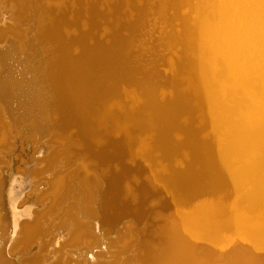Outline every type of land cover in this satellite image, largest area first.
<instances>
[{
  "label": "bare ground",
  "instance_id": "1",
  "mask_svg": "<svg viewBox=\"0 0 264 264\" xmlns=\"http://www.w3.org/2000/svg\"><path fill=\"white\" fill-rule=\"evenodd\" d=\"M32 1L30 6L31 0H0V264H74L71 259L81 261L76 264H264V0H226L223 7L215 9V4L208 2L212 10L194 5L191 9L198 15L190 11L198 17V29L192 34L188 29L182 36L183 59L176 60L173 67L164 54V70L159 72L155 65L141 69L143 84L138 83L137 99L129 98L131 91L127 88L137 83L140 71L129 66L126 50L133 44L131 38L118 37L112 48H88L87 36H82L72 44L73 48L85 46L83 55L75 58L64 46L59 21L53 23L49 16L63 17L62 9L72 3L63 2L54 9L42 8L43 3L38 6L41 1L48 5L50 0ZM170 2L174 5V0ZM115 3L107 8L118 6V11L106 19L128 24L136 13L130 7L127 16L120 18L125 10L121 1ZM145 3V14L162 12L161 0H141L140 5ZM236 4L240 9L233 16L236 12L231 8ZM178 8L169 9L177 11L174 19L180 16ZM99 9L98 14L105 10L102 4ZM40 12L46 16L38 19L35 13ZM173 18H165L169 24L164 26V33ZM46 19L51 26L46 25ZM237 19L242 20L240 27L234 25ZM183 20L182 33L183 27H188L184 23L182 26ZM100 21L97 16L92 27L102 28ZM178 70L183 78L179 81ZM113 77L123 85L115 88L112 97H101L104 91L101 94L100 90L107 89ZM190 84L195 86L191 91ZM162 86L174 87V92H161ZM216 89L218 96L214 94ZM174 93L180 99L191 96L186 99L190 104L181 103L172 112L175 115L164 117L167 110L164 112L158 103ZM231 97L237 100V117L227 110L226 99L233 103ZM192 101L203 107L201 111L214 106L213 113H222L216 122L231 125L233 135L226 150L209 142L211 136L202 137L195 128V121L201 118L195 120L200 109ZM96 106L99 109L95 115ZM114 125L119 131L112 134ZM184 127L185 133H181L178 129ZM120 131L124 138L116 141ZM145 132L151 133L149 140L139 142ZM62 141L70 147L78 144L71 150L72 158L57 152ZM253 148H260L262 156L251 158L256 160L250 163L252 166L240 168L237 175L231 174L233 155H243ZM181 152L182 159L177 156ZM153 156L168 158L172 166L164 165L144 183L154 187L158 182L166 199L162 209L153 206V201V207H148L151 191L143 187L142 204L134 207L132 201L138 195H126L124 184L133 173V162L134 171L142 174L140 170L154 166ZM82 159L90 161L93 176L86 174L84 163L72 169ZM19 170L24 172L17 173ZM255 172L257 176H253ZM251 176L256 177L252 180ZM249 180L256 193L251 192V185L243 184V193L251 194L237 197L241 184ZM137 185L130 184L131 193ZM198 197L202 198L193 201ZM48 208L52 213L42 231L38 225ZM105 212L111 215L106 228L112 229L108 232L96 223ZM163 214L167 217L164 221L159 218ZM27 217H32L33 223L22 222ZM40 230L42 234L37 235ZM155 235L162 237L164 244L151 255Z\"/></svg>",
  "mask_w": 264,
  "mask_h": 264
},
{
  "label": "rangeland",
  "instance_id": "2",
  "mask_svg": "<svg viewBox=\"0 0 264 264\" xmlns=\"http://www.w3.org/2000/svg\"><path fill=\"white\" fill-rule=\"evenodd\" d=\"M64 3H72V4H68V6H67V14H71V12H73V13H80L81 14V16L82 17H84L83 19H84V23H85V25L82 27L83 29H87L88 27H87V25L89 26V21H91L92 23L91 24H95L94 23V20L96 19V17L97 16H99V18H100V20H106V25L103 27V29H102V31H104V32H102V34H100L99 35V37H98V42H97V45H96V47H98V46H105V47H108V48H112V47H114L115 46V44H116V39L118 38V37H121V38H126V39H129V38H131V41H132V43L133 44H131L130 46L131 47H129L126 51H127V53H128V57H129V66H132V67H134V68H137V69H140V71H139V73L136 75V80H137V83L136 82H134L130 87H127V88H129V90L131 91V92H128V95H129V98L130 99H137V95H138V93L136 92V89L138 88V86L140 85V84H143V79H142V71H141V69L142 70H148V68L150 67V66H153V65H155L156 66V68H157V70L159 71V70H164L165 69V66H164V64L162 65V62H163V60H162V58H164V56H165V58H166V62L169 64H171V66H175L176 65V63H175V61L176 60H181L180 58H182L183 59V57H184V52H185V48H184V45H182L181 43V38H182V36L186 33L185 31L186 30H188L189 29V32L192 34L195 30H197L198 28V26H197V20H198V17L197 18H195V16H197L198 14H197V12L194 10V9H191V8H195V6H197V8H199V9H201V7H202V9H205V7L204 6H207L206 7V9H208L209 8V10H212V6H210V4H215V5H213V8L215 9L216 7H218V8H220V7H223L224 6V4H225V1L226 0H174V5H173V2H170V1H173V0H170L169 2L171 3V5H173V6H175V4L177 5L178 3L179 4H181L182 5V7H181V5H177L176 7L178 8V6L180 7V8H178V10H179V17L177 18V19H174L173 18V16L174 17H176L177 16V14L175 15L174 13H177V11H174V10H177V8L176 7H172L171 5H170V3L169 2H166L165 0H161L163 3H162V5H161V10L160 11H162L161 13L159 12V16L157 15V14H152V13H147L148 14V16H147V14H145V12H144V10H145V7H146V5H147V3H145L144 5L142 4V5H140L141 4V0H119V1H121V7H122V10L124 11L123 12V14H122V12H121V14H119L120 15V18H122L124 15H126L127 16V11H129V9H130V7L134 10L133 12H135L136 14H135V16L133 17V19L131 20V21H129V23L128 24H126L125 22H123V20H121L119 23H113V22H111L112 20L110 19L109 20V22H108V19H106V18H108V17H110L111 16V13H115V12H117L118 11V9H119V7L118 6H115V7H113L114 9H112V10H109L107 7H108V5H114V3L117 1V0H89V1H87V2H85V3H82L83 1H75V0H58V2H54V3H52V2H50L51 3V5H45V1H41V2H39L37 5L38 6H41V3H43V6H41L42 8H45V6L46 7H53L54 9L56 8V6H60V5H62L63 4V2ZM132 1H134V2H132ZM147 0H145V2H146ZM152 2H154V0H151ZM179 1V2H178ZM220 1V2H219ZM166 2V3H165ZM175 2H177V3H175ZM181 2V3H180ZM210 4H209V3ZM208 3V4H207ZM223 3V4H222ZM33 4V1L31 0V3H30V6ZM81 4V5H80ZM103 5L104 6V8H105V10H102V13H100V14H98V11H101L100 9H99V6L100 5ZM116 4V3H115ZM136 4H139V5H136ZM167 4V5H166ZM207 4V5H206ZM195 5V6H194ZM202 5H204V6H202ZM208 5H209V7H208ZM144 6V7H143ZM171 6V7H170ZM40 7V8H41ZM190 7V8H189ZM62 8H63V6H62ZM142 8H144L143 10H142V13H141V9ZM174 9L173 11H174V13L172 12V11H170L169 9ZM217 8V9H218ZM171 9V10H172ZM190 9L191 10H194V12L196 13V15H195V13L193 12V11H190ZM239 9H240V7L238 6L237 7V4H236V6L235 5H232V8H231V11L233 10V11H235L236 12V14H232L233 12H231V14L233 15V16H236V15H238L237 14V12L239 11ZM64 10V9H63ZM92 10V11H91ZM98 10V11H97ZM169 10V11H168ZM105 11L106 12H108V13H105ZM165 11H166V13H165ZM62 12V11H61ZM60 12V13H61ZM91 12V13H90ZM164 12V13H163ZM234 12V13H235ZM173 13V14H172ZM36 14V16H37V18L38 19H40L41 17H39V16H46V13H44V12H40V13H35ZM48 14V13H47ZM59 14V13H58ZM109 14H110V16H109ZM141 14H143V15H141ZM151 14V15H150ZM78 15V14H77ZM91 15V16H90ZM166 17H165V16ZM195 15V16H194ZM49 16H50V20L53 22V21H59L58 23L60 24V21H61V19L63 18V17H59V18H57V17H55L52 13L51 14H49ZM152 16V17H151ZM194 16V17H193ZM92 17V20H90V18ZM155 17V18H154ZM159 17L161 18V19H159ZM145 18V19H144ZM150 18H152L151 20H150V22H149V20L148 19H150ZM167 18H173L172 19V21L171 22H173V24H172V26L170 25V26H167V28L165 27V33H164V26H166L167 24H169V21L167 22V20L166 19ZM235 18H238V17H235ZM123 19H124V17H123ZM147 19V20H146ZM162 19H164V20H162ZM182 19H184L183 21H182V26L184 25V26H187L188 25V27H183V31H184V33H182V30H181V25H180V23H181V20ZM234 19V18H233ZM104 20H103V22H104ZM146 20V21H145ZM155 20H157V22L155 21ZM159 20V21H158ZM238 20V21H237ZM237 20H234V21H236V22H234V25L235 26H237V27H240L241 26V24H242V20L241 19H237ZM239 20H241V21H239ZM46 21H47V19H46ZM137 21H138V23H137ZM199 21V20H198ZM140 22V23H139ZM149 22V23H148ZM186 22V23H185ZM54 23V22H53ZM153 24V25H151V24ZM158 25V27L157 28H155L157 25ZM184 23V24H183ZM190 23V24H189ZM238 23H240V24H238ZM47 24H49V26H51V22L50 21H47L46 22V25ZM108 24H109V26H108ZM117 24V25H116ZM142 24V25H141ZM145 24V25H144ZM187 24V25H186ZM99 25V24H98ZM114 25H115V27H114ZM136 27H135V26ZM161 25V26H160ZM125 26H127V27H125ZM143 28H142V27ZM145 26V27H144ZM148 26V27H147ZM48 27V26H47ZM46 26H45V28H47ZM133 27V28H132ZM134 27H135V29L136 28H138V29H136L137 31H135V33H134ZM140 27V28H139ZM151 27H153V28H151ZM161 27V28H160ZM160 28V29H159ZM185 28V29H184ZM132 29H134L133 31H132ZM143 29V30H142ZM150 29L151 31H155V32H151L150 30L148 31V30ZM152 29H154V30H152ZM162 30V31H161ZM87 31V30H86ZM146 31V32H145ZM161 33H160V32ZM145 32V33H144ZM163 32V33H162ZM141 34V35H140ZM151 35V36H150ZM83 36H85V35H83ZM135 36V37H134ZM138 36V37H137ZM146 38H145V37ZM132 37H134L133 39H132ZM137 37V38H136ZM143 38V39H142ZM145 38V39H144ZM152 38H154L153 40H152ZM136 39V40H135ZM150 39H151V41H150ZM168 39V40H167ZM175 39V40H174ZM144 40H147L146 42L144 41ZM170 40H172L171 42H170ZM157 41H159V42H157ZM169 41V42H168ZM135 42V43H134ZM145 42V43H144ZM148 42V44H146ZM150 42H152L151 44H150ZM169 44L170 46L168 47L167 46V44ZM86 44V43H85ZM91 44H94V41L92 40L91 41ZM135 44H136V46H135ZM133 45V46H132ZM173 45V46H172ZM139 46V47H138ZM168 48H167V47ZM180 46V47H179ZM78 47H81L82 48V54L80 55V56H78V57H75V58H79V57H81L82 55H83V53H84V49H85V46L84 45H79ZM96 47H94V48H96ZM141 47H142V49H141ZM138 48V49H137ZM147 48V49H146ZM173 48V49H172ZM144 49L146 50V52L144 51ZM160 49H161V52H160ZM167 49V50H166ZM154 50H158L157 52L156 51H154ZM166 50V51H165ZM169 50V51H168ZM183 51V52H182ZM134 52V53H133ZM147 52H148V54H147ZM159 52V54L160 53H162V54H160V55H164L163 57H160V58H158L160 55L159 54H157ZM164 52V53H163ZM166 52V53H165ZM169 52V53H168ZM145 53H146V55H145ZM154 53V54H153ZM181 53H183V56L181 57ZM141 55V56H140ZM154 55V56H153ZM158 55V56H157ZM73 56V55H72ZM138 56V57H137ZM151 56V57H150ZM155 56H157V57H155ZM132 57V58H131ZM138 58V59H137ZM154 58V59H153ZM170 58V59H169ZM135 59V60H134ZM148 59V60H147ZM133 60V61H132ZM139 60V61H138ZM154 60L156 61V62H154ZM143 61V62H142ZM162 61V62H161ZM161 62V63H160ZM131 64V65H130ZM157 64V65H156ZM181 64V63H180ZM176 67V66H175ZM178 69V68H177ZM179 71L180 70H178V73H179ZM160 72V71H159ZM175 72V71H174ZM104 75V73H100V75ZM170 75H174V73L173 72H170L169 73ZM90 75H92V77L94 76V79L97 77V75H95V73L94 74H91L90 73ZM96 76V77H95ZM179 76H180V73H179ZM138 77H139V79H138ZM182 76H180V77H176V78H173V79H176V80H181V79H183V78H181ZM103 78H105V77H103ZM140 82V83H139ZM138 83H139V85H138ZM135 85H136V87H135ZM193 85V86H192ZM205 85H206V82H205ZM187 86V85H186ZM186 86H184L185 88H186ZM190 86V87H189ZM189 86H187V88L186 89H188L189 90V88H191L190 89V91L191 90H193L194 88H195V86H194V84H190ZM184 87H182V90L183 89H185ZM189 87V88H188ZM162 89H161V92H163L164 90L166 91V92H168V89H170L169 91H172L173 90V92H174V87L173 88H164L163 86L161 87ZM218 91V89H216V92H214V94H215V96L217 95H219L220 93L219 92H217ZM219 93V94H218ZM200 93H198V94H195L196 96H194V98H195V100H196V98H197V100L196 101H198V95H199ZM127 95V96H128ZM193 96V95H192ZM189 97H191V96H189ZM188 97V98H189ZM228 97V96H227ZM187 97H184L183 99H180L178 96H176V94L174 93V95H169V96H167V99L164 101V102H162V101H159V103H158V105L160 104L161 106H162V109H164V112L166 111L167 112V115H165L164 114V117H169V115L171 116V115H175L174 113L177 111V110H175L176 108H177V106L178 105H180L181 103L183 104V105H185L186 103L187 104H190V102H188L186 99H188ZM229 98V97H228ZM232 98V97H231ZM233 99V103L230 101V99H229V101L226 99V101H227V105H228V102H229V107H230V109H227V110H229V113L231 114V112H232V114H234L235 116L237 115V111L236 110H238V108H237V100L235 101V98H232ZM180 100V101H179ZM186 100V101H185ZM222 100V99H221ZM196 101H192V104H193V106L195 105L194 104V102L196 103ZM168 102V103H167ZM165 103V104H164ZM173 103V104H172ZM178 103V104H177ZM181 104V105H182ZM231 104V105H230ZM165 105V106H164ZM198 105V103H196V105H195V107H198V109L197 110H199L200 109V112L199 113H197L196 112V116L198 115L199 117L197 118L196 116V119L195 120H198L199 118H201V120L199 119V121H195V123H194V126H195V128L199 131V132H201V134H202V137L204 136V135H207V136H211V138L210 139H207L209 142H211V143H213L215 146H217L219 149H221V148H223L222 150H226L227 148H228V144H229V140L231 139V137H232V129H231V125H229L228 123H223V124H225V125H222V124H219V122H216V121H218V118H219V115L220 114H222L220 111V113H218V115L216 114V113H213V111L211 110V108H213L214 106H211V107H209L208 108V110L209 111H207L206 110V108L205 109H203L202 111H201V109L203 108V107H201V105H199V106H197ZM168 106V107H167ZM175 106V108L173 109V107ZM216 106V105H215ZM166 109V110H165ZM172 110V111H171ZM169 112H171V113H169ZM172 112H174V113H172ZM204 113V115H206V116H204L203 115V113ZM207 112V113H206ZM209 112H211V113H209ZM156 114V113H155ZM199 114H201V115H199ZM208 114V115H207ZM206 117V118H205ZM237 117V116H236ZM208 118V121L206 120ZM202 119H205V122H204V120H203V123H202ZM215 121V122H214ZM208 122V123H207ZM212 122V123H211ZM201 123H202V125H201ZM212 125H211V124ZM216 123V125H214ZM183 124H185V123H183ZM205 124V125H204ZM207 124L208 125H210V126H208V128H207ZM217 124H218V126H217ZM228 124V125H227ZM189 125V124H188ZM204 125V126H203ZM214 125V126H213ZM187 126V125H186ZM199 126V127H198ZM226 126V127H225ZM213 127H215V129L213 128ZM220 127V128H219ZM229 127V128H228ZM207 128V131H211V132H205V129ZM212 128V129H211ZM220 130H219V129ZM200 129V130H199ZM210 129V130H209ZM214 129V130H213ZM2 130H3V128L1 129V131H0V135H1V133H2ZM179 131H181V133L182 132H184L185 133V131L184 130H186V128L184 127V128H182V129H178ZM216 130V132H214L213 133V131H215ZM231 130V131H230ZM6 131H7V128H6ZM147 131V130H146ZM219 131V132H218ZM202 132H204V133H202ZM206 133V134H205ZM204 134V135H203ZM211 134V135H210ZM231 134V135H230ZM184 135V134H183ZM148 136H151V133L149 132H145L144 134H142L140 137H139V142L142 140V141H145V138H146V141L147 140H149V139H147V137ZM185 137V136H184ZM205 137V136H204ZM186 139L183 141V142H186L187 141V137H185ZM212 140H213V142H212ZM67 141H62V142H60V144L62 145V148H60L57 152H60V151H62V152H65V155H66V157H69V158H72L73 156H74V152L73 151H71V150H73L74 148H78V144H76V146H67ZM227 144V145H226ZM221 145V146H220ZM138 147V146H137ZM140 147V146H139ZM226 147V148H225ZM225 148V149H224ZM138 150H139V148H137ZM258 149H260V148H253V149H249V150H247L243 155H233V157H232V159H231V161L232 160H234V161H232L231 162V165H230V172H231V174H233V175H237L239 172H240V168H242V167H244V166H249V165H251V164H253L256 160H254V161H251V158H254L255 156H257V158H255V159H259L261 156H262V154L261 153H263L262 151H260V150H258ZM254 150V151H253ZM248 151H249V153H248ZM256 151V152H255ZM252 152V153H251ZM257 152H258V154H257ZM260 152V153H259ZM158 153H159V151H158ZM248 153V154H247ZM256 153V154H255ZM180 155H177L179 158H183V154H182V152L181 153H179ZM153 155H154V153H153ZM160 155V154H159ZM244 155L247 157V158H245L244 157ZM260 155V156H259ZM187 156H189L188 154H187ZM132 157H133V155H132ZM178 157H177V159H178ZM236 157V158H235ZM243 157V158H242ZM238 158V159H237ZM245 158V159H244ZM78 159V158H77ZM131 159V158H130ZM133 159V158H132ZM181 159H178V160H181ZM152 160L154 161V166H152V165H150L149 166V168L147 169V168H145V169H143V170H140V171H144L142 174L141 173H138L137 171H134L135 169V167H134V162H133V164H132V166H131V169H133V173H132V175L130 176V178H128V180L126 181V183L124 184V187H123V189H124V193L126 194V195H128V196H131L132 198L134 197V195H138L137 196V198L135 199V200H133L132 201V206H134V207H137V206H140L141 204H142V200H143V196H142V191H143V187L144 188H148L146 185L148 184V183H144L145 181L144 180H146L147 182H149V180L151 179V176H152V174H154V173H156V172H160V171H162L163 170V167H164V165H166V164H168V165H171L172 166V163L170 162V160L168 159V158H164V156L163 157H161V159H160V156H159V158H157V159H155V157L153 156L152 157ZM166 162L167 160L169 161V163H164V161ZM245 160V161H244ZM52 161V160H51ZM75 161V160H74ZM128 161H129V159H128ZM167 161V162H168ZM177 162V160L175 161V163ZM191 162H192V159H191ZM235 162V163H234ZM248 162V163H247ZM51 163V162H50ZM82 163H84L85 165H84V167L85 168H87L88 169V172L86 173L88 176H93L94 175V172L91 170L92 169V167L90 168V165H91V163H90V161H84V159H82V161H76V163H75V165H74V167L72 168V169H74V168H77V167H81V164ZM162 163V165H160ZM175 163H173V165L175 164ZM192 163H194V162H192ZM242 163H244V164H242ZM247 163V164H246ZM251 163V164H250ZM51 164H53V162L51 163ZM233 164L235 165V166H233ZM238 164H239V168H237V166H238ZM240 164H242V165H240ZM237 165V166H236ZM247 166V167H248ZM252 166V165H251ZM231 167H233V168H231ZM87 169H86V171H87ZM239 169V170H238ZM46 170H48V169H46ZM238 170V171H237ZM45 171V170H44ZM149 171L151 172V173H149ZM19 172H24L23 170H19V171H17V173H19ZM202 172H204V169L202 170ZM16 173V174H17ZM256 173V172H255ZM253 174V176L254 175H256L257 176V173L256 174ZM255 176V177H256ZM201 176L199 175L198 176V178H200ZM254 177V178H255ZM145 178V179H144ZM252 176L249 178V179H254ZM252 180L250 181L249 180V182H243L241 185H242V187L240 188V193L239 194H237V197H239V196H248L249 194H251V192L254 194V193H256L255 191H256V189H254L253 188V183H252ZM13 182V181H12ZM52 182V181H51ZM136 182H138V185H137V189H135V191L133 192V193H131V190H133L132 188H131V186H130V184L131 183H136ZM52 184V183H51ZM51 184H50V192H51V189H52V186H51ZM158 184V185H157ZM243 184L245 185H247L248 186V184L249 185H251V192H249V193H247V194H245V193H243V191H244V189L246 188V186L244 187L243 186ZM154 185V184H153ZM157 185V186H156ZM129 186V187H128ZM150 191H151V193H150V197H149V199L147 200V204L146 205H148V207H153V206H155L157 209H162V206H163V204H162V202L166 199L164 196H165V193H160V191H163V190H161V188H160V186H159V183L157 182V183H155V185H154V187L152 186V185H150ZM157 188H160V190L159 189H157ZM152 189V190H151ZM242 189V190H241ZM129 190V191H128ZM149 190V189H148ZM230 191H231V189H229ZM226 191H228V189H226ZM245 192V191H244ZM61 193H62V191H61ZM223 193V192H222ZM164 194V195H163ZM224 195H225V193H223ZM91 194H89L88 196H90ZM208 196V198L209 199H211L212 198V196L209 194V195H207ZM235 196V195H234ZM204 197V196H203ZM205 197H206V195H205ZM199 198H202V197H198V198H195V200H193V201H196V199L198 200ZM140 199H142V200H140ZM150 201H153V202H155L154 203V205L153 206H151L150 205ZM55 204V203H54ZM54 204L53 205H51V206H54ZM50 206V207H51ZM53 208V207H52ZM51 208V209H52ZM49 210V208H48V210H46L45 211V213L47 212V214L44 216V217H42L41 219H43L42 221H41V219H40V217L44 214H42V215H40L39 217H38V220L40 219V222H39V227L41 226V230L43 231L44 230V224L46 223V222H48L49 221V219H50V213H52V210ZM50 212V213H49ZM108 212H110V211H108ZM109 216H111V215H109L108 213H106L105 212V215H103V217H99L98 219H97V226L98 227H100L103 231H110L112 228H106V224H108V220H109ZM49 217V218H48ZM246 217H248V218H251L250 216H248V215H246ZM46 218V219H45ZM162 221H164V220H166L167 219V217H166V215L165 214H163V215H160V217H159ZM158 218V219H159ZM104 220V221H103ZM122 221H130L134 226H136V227H139L140 228V226H137V225H135V222L133 223V221H131V220H124V219H122L121 220V222ZM42 222V224H40ZM37 222L35 221V223H34V225L36 224ZM119 224H120V222H119ZM103 226H105V227H103ZM43 228V229H42ZM41 230H40V232L37 234V235H39V234H42L41 233ZM23 236H24V231H23V234H22ZM86 235V232H85V234L83 235V236H85ZM82 237V236H81ZM155 237H156V239L154 240V242L151 240V242H152V244H153V246H151V255H155L162 247H163V244H164V240H162V237H158L157 235H155ZM25 239V238H24ZM136 238H134V240H135ZM161 241H163V243L161 242ZM77 243H78V241H76ZM75 243V242H74ZM22 244H23V242H22ZM22 244L21 243H19V245H21L22 246ZM71 244H73V243H71ZM116 253H118V252H116ZM115 252H114V254H116ZM150 255V256H151ZM71 261H73V263L74 264H76V262H81L80 260H72L71 259Z\"/></svg>",
  "mask_w": 264,
  "mask_h": 264
},
{
  "label": "water",
  "instance_id": "3",
  "mask_svg": "<svg viewBox=\"0 0 264 264\" xmlns=\"http://www.w3.org/2000/svg\"><path fill=\"white\" fill-rule=\"evenodd\" d=\"M75 1H83L82 3H84L85 0H75ZM50 2L54 3V2H58V0H50ZM66 8H64V10H65V11H63L64 13L60 14V15L63 16V18L60 21V24L61 25L59 24V28H60V31L63 32V35H64V38H63L64 41L63 42H64V46H65L66 50H67V48L70 49V52H69L70 54H68V55H73V57H78V56H80L82 54V48L81 47L73 48L72 44L75 41L80 40L83 35H86L87 36L86 38L88 39V42L86 43V46L88 48H94V47H96L97 42H98L97 41L98 40V37L101 34L102 29L105 26L104 23L106 21H104V23H103V20L104 19L100 21L102 23V28L99 27V29L98 28L94 29L92 27V24H91L92 22L89 21L90 23H89V26H87L88 28L87 29H83L82 27L85 25V23L83 22L84 21V19H83L84 17H82L80 13H73V12H71V14L69 15V14H67V11H66L67 9ZM92 40L94 41V44H91V41ZM131 69H132V66H131ZM118 79L119 78H117V77H113L112 78V81H109L108 84L106 83L107 84V89H104V87L102 89L100 88L101 89L100 92L101 91L102 92L103 91L105 92V93L103 92V94L101 92V94L103 95L101 97H105V98L106 97L107 98L112 97V95H113V93L115 91V88H117L120 85H123L121 83V81L118 80ZM108 80H111V79H108ZM84 88L86 90H88V86L86 84L84 85ZM98 109H99V107L96 106L95 107V110L93 112L95 115H96V113H98ZM117 129H118L117 126L114 125V126H112V129L110 131H111L112 134H115V131H119ZM120 133H121V131H120ZM123 138H124V133H121L120 138L119 139L116 138V141L117 140H119V141L120 140H123ZM120 156L122 157L123 155H120ZM31 219H32V217H27V218L22 219V222L23 221H26V223H29V224L30 223H33V222H30ZM27 220H28V222H27Z\"/></svg>",
  "mask_w": 264,
  "mask_h": 264
}]
</instances>
